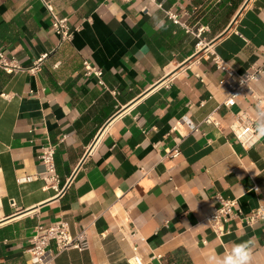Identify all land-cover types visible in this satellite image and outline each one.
I'll return each mask as SVG.
<instances>
[{
    "label": "crops",
    "instance_id": "0c3cea01",
    "mask_svg": "<svg viewBox=\"0 0 264 264\" xmlns=\"http://www.w3.org/2000/svg\"><path fill=\"white\" fill-rule=\"evenodd\" d=\"M52 1L74 29L69 42L39 0H0V52L21 67L0 69V264H34L35 227L61 220L90 246H51L53 264H129L134 246L143 264H206L249 240L252 264H264V220L236 215L220 238L206 221L217 192L244 214L264 208V137L244 149L230 129L237 112L264 110V77L252 83L260 105L226 106L230 76L196 49L201 39L237 74L250 71L264 0ZM47 144L56 181L39 160Z\"/></svg>",
    "mask_w": 264,
    "mask_h": 264
},
{
    "label": "built area",
    "instance_id": "2783aa9c",
    "mask_svg": "<svg viewBox=\"0 0 264 264\" xmlns=\"http://www.w3.org/2000/svg\"><path fill=\"white\" fill-rule=\"evenodd\" d=\"M44 9L51 17V29L54 34L59 37V43L69 42L73 38L74 29L70 27L68 19L62 17L57 12L52 0H39ZM121 2H129L132 0H119ZM154 2V0H148ZM161 7V4H156ZM168 16L175 23H178L177 16L168 12ZM198 30L197 35L201 33ZM196 49L203 52V56H211L216 68L227 73L230 76L229 95L224 100V105L232 106L239 97H249L254 102L260 105L261 98L255 92L252 83L259 78L264 77V46L260 50L261 61L259 64L252 66L250 71L243 74H237L229 67L223 60L220 59L208 46L205 47L202 40H198ZM43 54L41 58L35 61L29 71H34L38 68L41 60L46 57ZM84 75L95 76L101 83L102 70L92 65L88 60L82 61ZM0 69L7 73L21 69L20 65L14 58H7L0 52ZM255 118L250 116L247 111L242 110L233 115V121L230 124V129L236 141L244 148H250L260 141L262 137L255 134ZM204 123H212L218 125L219 123L213 117V114H208L203 120ZM196 130L197 127L193 126ZM55 150L54 144H47L40 150L39 160L44 166V175L49 181H56L57 174L55 168ZM178 151L172 152V156H176ZM214 206L210 214L206 217L208 226L214 234L220 238L229 232L227 227L228 222L236 215L240 216L242 221L246 224H252L258 220H264V208L258 207L244 214L241 209L237 207L235 199L225 198L221 193L217 192L213 195ZM54 246L58 252L68 249H76L83 251L89 249L90 243L87 235L84 232L72 234L69 229V224L65 220L52 222L48 226H36L33 234L30 237V246L27 252L30 254L31 260L34 264H53L55 254L51 252L50 247ZM133 254L128 259L129 264H143L142 259L137 253V246L133 247Z\"/></svg>",
    "mask_w": 264,
    "mask_h": 264
},
{
    "label": "clouds",
    "instance_id": "9594fccd",
    "mask_svg": "<svg viewBox=\"0 0 264 264\" xmlns=\"http://www.w3.org/2000/svg\"><path fill=\"white\" fill-rule=\"evenodd\" d=\"M158 17L154 16V22ZM157 29L166 27L165 21L160 19V23L155 22ZM255 134L264 137V110L256 112ZM253 260V243L251 240L234 243L230 250L223 254L215 252L206 255V264H252Z\"/></svg>",
    "mask_w": 264,
    "mask_h": 264
},
{
    "label": "water",
    "instance_id": "95a60500",
    "mask_svg": "<svg viewBox=\"0 0 264 264\" xmlns=\"http://www.w3.org/2000/svg\"><path fill=\"white\" fill-rule=\"evenodd\" d=\"M245 4H246V2H245ZM245 4H244V5H245ZM244 5H243V6H244ZM105 126H106V125H105Z\"/></svg>",
    "mask_w": 264,
    "mask_h": 264
}]
</instances>
